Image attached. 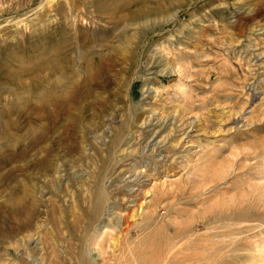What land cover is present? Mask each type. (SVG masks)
<instances>
[{"label": "rangeland", "instance_id": "rangeland-1", "mask_svg": "<svg viewBox=\"0 0 264 264\" xmlns=\"http://www.w3.org/2000/svg\"><path fill=\"white\" fill-rule=\"evenodd\" d=\"M95 1L0 0V264H160L165 246L121 256L134 207L129 242L185 231L196 264H264V0H151L114 27ZM107 49V84L68 80L51 124L50 65Z\"/></svg>", "mask_w": 264, "mask_h": 264}, {"label": "bare ground", "instance_id": "bare-ground-1", "mask_svg": "<svg viewBox=\"0 0 264 264\" xmlns=\"http://www.w3.org/2000/svg\"><path fill=\"white\" fill-rule=\"evenodd\" d=\"M101 1H103V0H97V1H95V4H94L95 6L94 5L93 6L98 9V14L99 13H102V12L104 14L106 13L105 15H108L107 16V23L111 27H114V26H117L118 24L122 23L123 21L124 22L125 21L126 22L128 21L127 23H129V22L135 21L137 18H140V17H143L144 15H146L148 13V11L145 8L146 6H144V5L146 3H148V2H150L151 0H129V1L123 2V3H117L116 0H111L112 2L110 4H112V5L108 4L109 6H107L105 2L104 3L103 2L101 3ZM131 6H134L135 7L134 10H132V8L130 9ZM125 10H128L127 11L128 13H122ZM99 11H101V12H99ZM104 14H100V17H103ZM17 23H19V21H17ZM81 39H82V37H81ZM54 40H55V38H54ZM52 44H53V39H52ZM56 51H54V53ZM107 51L108 52L106 54H104L103 52H100V51H94V52H92L93 54H91L89 58H86L87 57L86 56L85 59L83 60V63H81L79 65V68L81 69L80 70L81 72H79L77 69L71 68L69 66V64H68V61L69 60L67 58L66 59L68 61L66 59L65 60H62V61H65V62H63V64L61 66L56 65V63L53 64V67H52V65H50L49 75L51 77H52V75H54V77H52V80H51L49 78V76H48L47 83H49L48 84L49 87L47 88L45 86L46 87L45 92H37L36 94H34L33 91L32 92L35 95V100L37 101V103L40 106V108L46 113L47 117L50 118V120H51L50 122H52L51 124H54L52 120L56 121V116H54V114H55L54 111H56V110H58L60 108L65 107L67 105V103L69 102V97L70 98L72 96L74 97V95L71 94L72 95L71 96L69 94V93H71L72 90L70 89L71 90L70 92L65 91L66 89L65 88L63 89V85H65L66 88L69 89L70 88V85H71L69 82H72V83H74V86H76V87H79L80 86L79 89L82 87V90L83 91L86 90L87 93H89V91H91V90L94 89L93 88L94 86L104 87L105 84H107V83H105L104 81L101 80V79H103V80L104 79H107V78H104V77L108 76L107 74H108L109 69H110L109 64L112 63V62H110L111 61V56H110V54H108V53L111 52V49H109V50L107 49ZM54 53H52V55ZM55 54H54V56H55ZM111 67H112V65H111ZM78 76H80V78H82L81 80L78 79V81L81 82L80 84L78 83V81L76 82L79 85L78 84H75V82H74L75 80H77V77ZM68 80H69V82H67ZM72 80H74V81H72ZM68 83L70 84L68 86L69 88L67 87V84ZM75 94L77 95L78 93L76 92ZM77 97H74V99L77 98ZM52 107H53L54 110H52ZM69 108H70V102H69ZM65 111H66V109H65ZM57 112H59V111H57ZM57 116H58V114H57ZM57 119H58V117H57ZM34 122H35V120H34ZM31 125H33V127H30V128L28 127V130L29 129L30 130L27 131V132H30L29 135L30 134H34V136H35V132L33 131V130H35L34 124H31ZM27 136H28V133H27ZM30 136L32 137V135H30ZM64 137H65V139H67L66 135H64ZM34 138H38V137H34ZM32 141H33L32 142V144H33V143H35L34 141H37V139H35V140L32 139ZM150 161H151V159L149 160V164H150ZM151 163H152V161H151ZM156 164L157 163L154 162V165H156ZM154 167H156V166H154ZM140 171H142V170H140ZM140 173H142V172H139V174H136L135 175V177H136L135 180L138 181V182L139 181L141 182L140 178L142 176L140 175ZM147 177H148V175H147ZM125 186L126 185H124L122 187L119 186V187H120V189L123 188V187L126 189L127 187H125ZM95 187H96V189H94V192L92 193V197H93L92 208H93V212L95 214H98L99 215L101 213V211H106L107 210L108 202L111 201L110 199L112 198L113 195L112 194H109V192H107L108 190L106 191L103 188H101L100 186L95 185ZM126 191L129 192L130 189H127ZM127 194H128L127 199L128 198L129 199L131 198L130 201H133L134 196L132 195V193H127ZM127 194H125V195H127ZM123 199L124 198H122V200ZM139 206H140V204H139ZM50 208H51V206H50ZM129 210L127 211L128 212L127 213L128 216L125 217L126 219L123 222H120L119 221V217L117 218L116 216H114V221H115L114 223H116L118 225L119 232L121 233V235H119V237L118 236H117V238L115 237L116 238V243H118V244L120 243L122 245V247H121V254L122 255L121 256L123 258H125V259H127V258L136 259V257L139 254L142 255L139 252H141L143 249L145 250V252H147V251H152L153 249H155V248H157L159 246H165V253H163V258H161V256H160V258H161L160 259V262H159L160 264H170V262H173V264H196V263L199 262V261L198 262L196 261V263L193 262V260H195V258L197 257L196 256L197 253L191 255L189 253H185L186 251L184 252V249H187V247H186L187 243L186 242H183V241L181 242V239L187 233L185 231H182L180 233L179 232H175V235H173L172 237L168 238L169 240H164L163 238H158V237L155 236L159 232L158 228H155V229H153V232L150 233V235H152V236H150L148 238L149 240H147L146 242L144 241V239H137V240H134L132 242H129V240L127 239L126 235H127L128 231L130 230V228L132 227V225L135 224L136 217L138 216V214L136 213V211L134 212L135 207H134L133 211H129ZM20 211H22L21 208H20V210L19 209H15L11 213V216L13 218H16L15 220H17V221H18V219H20L19 218ZM51 213H53V210L52 209H51ZM94 213H93V215H94ZM8 216H7V218H8ZM110 222H112V221H110ZM154 226H155V224H154ZM149 232H151V230ZM149 232L146 231V234H148ZM198 241H201V240H198ZM199 244H200V242L198 243V245ZM192 245L191 246L188 245V246L189 247H192ZM197 247H199V246H197V244H196V248ZM139 248H141V249L139 250ZM189 249H191V248H189ZM125 250H126V253H125ZM144 250H143V252H144ZM160 251L161 250H159L158 253H160V255H161V252ZM198 251H200V250H198ZM199 253L200 252H198V254ZM157 258H158V256H157ZM125 259H123V260H125ZM81 260H82V263L83 264H90V261H89V259H87V257H83ZM208 262H209V260H208ZM202 263H204V262H202Z\"/></svg>", "mask_w": 264, "mask_h": 264}]
</instances>
